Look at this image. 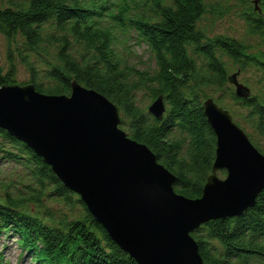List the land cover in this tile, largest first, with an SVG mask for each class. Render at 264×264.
<instances>
[{"label":"trees","instance_id":"16d2710c","mask_svg":"<svg viewBox=\"0 0 264 264\" xmlns=\"http://www.w3.org/2000/svg\"><path fill=\"white\" fill-rule=\"evenodd\" d=\"M90 1L0 0V33L7 40L10 62L5 72L0 67V86L15 82L11 57L16 52L29 74L27 82L41 93L69 95L75 80L102 94L117 106L127 135L145 145L175 176L174 192L187 198L200 197L211 172L215 136L201 104L214 91L227 92L224 98L236 106V113L229 109L235 122L264 155V89L246 98L235 96L225 59L238 72L256 68L263 82L264 61L247 54L245 46L233 38L206 37L197 27L206 12L203 0H144L145 12L134 18L126 17V8L120 4L117 14L109 16L118 27L105 25L101 18L107 0L98 5ZM249 10L255 14L254 6ZM252 19V32L264 31L262 19ZM124 27L137 31L152 52V74L121 66L114 30ZM27 53L36 55L35 62ZM141 86L148 89L150 98H163L166 112L161 120L138 104L136 91ZM4 164L21 171L18 181L24 191L19 193L14 186L17 195L9 192L12 183L0 179V235H18L36 264H136L49 165L0 128V172ZM43 198L61 200L69 208L75 205L79 213L52 226L20 212L26 203ZM191 235L205 264H264V189L240 216L210 220Z\"/></svg>","mask_w":264,"mask_h":264},{"label":"water","instance_id":"95a60500","mask_svg":"<svg viewBox=\"0 0 264 264\" xmlns=\"http://www.w3.org/2000/svg\"><path fill=\"white\" fill-rule=\"evenodd\" d=\"M230 82L237 97L248 96ZM202 109L215 136L214 160L200 197L191 199L174 192L175 176L119 128L118 109L102 94L75 80L69 95L44 94L31 83L0 86V128L49 165L137 264H205L191 232L241 215L264 189V155L213 99ZM149 111L162 116L160 97Z\"/></svg>","mask_w":264,"mask_h":264},{"label":"rangeland","instance_id":"374dc122","mask_svg":"<svg viewBox=\"0 0 264 264\" xmlns=\"http://www.w3.org/2000/svg\"><path fill=\"white\" fill-rule=\"evenodd\" d=\"M109 1L111 2L108 3L109 9L106 13L114 14L118 10V0ZM165 1L168 2V0ZM128 2V5L130 4L132 7V9L129 8L130 12H137L144 9L142 6L143 0H128ZM203 2L206 6V12L197 21V27L203 31L206 37L212 38L213 36H219L233 38L245 46L247 54H252L259 60L264 61V31L252 32V27L254 26L250 25L253 22L252 18L256 19L260 17L264 22V0H203ZM250 6L256 8L254 11L255 14H251L252 11L249 10ZM116 36L118 37L117 49L122 59L139 72L146 71L148 74H151L155 68L154 59L147 47L137 40L136 34L134 32H127L126 34L118 32ZM7 51V40L0 33V67L3 71H6L10 65ZM27 54L28 59L35 62L36 55L32 53ZM225 62H227L226 70L228 76H233L238 83L246 86L250 90V93H258L264 89V82L260 79V72L256 68L246 67L238 72L236 65H232L227 59H225ZM11 63L14 64L16 73L15 82H27L29 74L20 61V58L16 55V52L12 54ZM214 93V96H210V98L216 103L219 99L223 98L221 101L222 105L236 113V106L233 105V102L228 97L224 98L227 93L226 91L216 90ZM149 94L148 89H140L136 92L137 101L140 106L147 107L151 103ZM248 133L251 132L248 131ZM21 175V171L18 168L11 164H4L0 172V179L6 184L8 182L12 183L8 191L17 195L14 186L17 187L19 193L20 191H24L23 185L18 181V177ZM21 182L25 183L26 180H22ZM0 191H3L1 187ZM45 199L40 203L34 202L29 204L28 208L32 213L41 215V217H48L50 215L53 220H57L59 217L74 216L79 213V208L75 205L69 208L61 200L53 201ZM16 238L14 235L10 237L3 235L0 238V253L3 255V262L5 264H31L28 258L23 257L21 248L15 242Z\"/></svg>","mask_w":264,"mask_h":264}]
</instances>
